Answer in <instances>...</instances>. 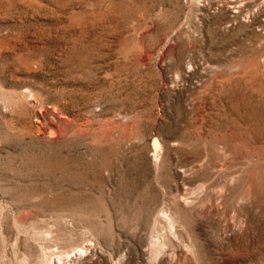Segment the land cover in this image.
<instances>
[{
  "label": "rangeland",
  "instance_id": "374dc122",
  "mask_svg": "<svg viewBox=\"0 0 264 264\" xmlns=\"http://www.w3.org/2000/svg\"><path fill=\"white\" fill-rule=\"evenodd\" d=\"M0 264H264V0H0Z\"/></svg>",
  "mask_w": 264,
  "mask_h": 264
}]
</instances>
